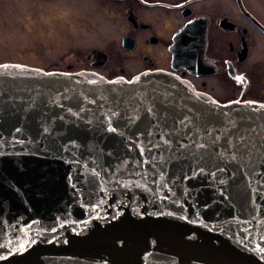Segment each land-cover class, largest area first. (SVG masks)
Listing matches in <instances>:
<instances>
[{
    "label": "water",
    "instance_id": "obj_1",
    "mask_svg": "<svg viewBox=\"0 0 264 264\" xmlns=\"http://www.w3.org/2000/svg\"><path fill=\"white\" fill-rule=\"evenodd\" d=\"M0 264H264V103L0 62Z\"/></svg>",
    "mask_w": 264,
    "mask_h": 264
},
{
    "label": "flooded vegetation",
    "instance_id": "obj_2",
    "mask_svg": "<svg viewBox=\"0 0 264 264\" xmlns=\"http://www.w3.org/2000/svg\"><path fill=\"white\" fill-rule=\"evenodd\" d=\"M96 11L108 23H92ZM193 19L204 29L197 66L180 63L171 47ZM0 26L18 28L13 40L24 53L9 50L0 62L105 77L162 69L218 101L264 103V0H0Z\"/></svg>",
    "mask_w": 264,
    "mask_h": 264
},
{
    "label": "rangeland",
    "instance_id": "obj_3",
    "mask_svg": "<svg viewBox=\"0 0 264 264\" xmlns=\"http://www.w3.org/2000/svg\"><path fill=\"white\" fill-rule=\"evenodd\" d=\"M5 18H7V16H5ZM89 19L92 21V23H93V20H94V22H97L99 24L108 23L107 17H105L102 12L98 13L96 11L94 13V17L93 16H89ZM2 27H5V26H0V40L9 38V42H10L9 46L4 48V49L0 45V56L2 57V59L7 57V56H5L6 53H4V52H7L9 50H11L13 52H15V51L18 52L19 51L18 54L20 55L21 58H23V56H24L23 49H22L23 44L21 42H17V41L13 40V38H15V36H16V32H17L16 30H18V28L17 27H9V28H11V29L13 28V29H12V31H7V30H1V29H4ZM17 35H19V33ZM79 42H85V45L89 43V41L85 40V39L84 40H79Z\"/></svg>",
    "mask_w": 264,
    "mask_h": 264
}]
</instances>
